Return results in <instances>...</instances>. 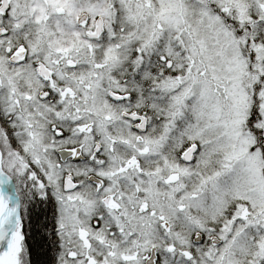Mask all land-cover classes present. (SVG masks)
I'll return each instance as SVG.
<instances>
[{"label":"snow or ice","instance_id":"snow-or-ice-1","mask_svg":"<svg viewBox=\"0 0 264 264\" xmlns=\"http://www.w3.org/2000/svg\"><path fill=\"white\" fill-rule=\"evenodd\" d=\"M0 264H264V0H0Z\"/></svg>","mask_w":264,"mask_h":264}]
</instances>
